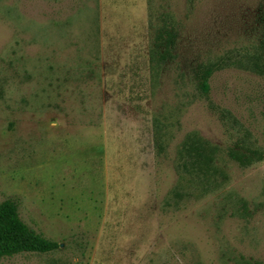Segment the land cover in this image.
Instances as JSON below:
<instances>
[{"label":"rangeland","instance_id":"1","mask_svg":"<svg viewBox=\"0 0 264 264\" xmlns=\"http://www.w3.org/2000/svg\"><path fill=\"white\" fill-rule=\"evenodd\" d=\"M10 197L0 264H264V0H0Z\"/></svg>","mask_w":264,"mask_h":264},{"label":"trees","instance_id":"2","mask_svg":"<svg viewBox=\"0 0 264 264\" xmlns=\"http://www.w3.org/2000/svg\"><path fill=\"white\" fill-rule=\"evenodd\" d=\"M211 71L207 70V74ZM209 91L206 78L201 83ZM20 201L10 197L0 202V260L21 253H47L59 248L52 240L28 225L20 215Z\"/></svg>","mask_w":264,"mask_h":264}]
</instances>
